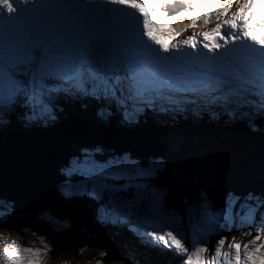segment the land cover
I'll return each mask as SVG.
<instances>
[{"label":"snow or ice","instance_id":"obj_1","mask_svg":"<svg viewBox=\"0 0 264 264\" xmlns=\"http://www.w3.org/2000/svg\"><path fill=\"white\" fill-rule=\"evenodd\" d=\"M209 24L210 31L174 43L160 38ZM60 94L123 109L130 125L138 122L140 105L153 109L165 101L173 106L168 110H180L191 97L229 105L233 97L250 104L247 97L258 95L264 122V0H0V128L15 117L55 120ZM180 144L176 136L170 151L178 152ZM182 176L164 154L141 160L84 150L59 169L57 191L88 195L97 202L99 223L174 249L180 264H192L193 257L199 264H264V223L241 233L255 232L244 244L227 243L221 234L241 215L264 212V153L259 187L243 192L221 194L210 179L191 196ZM173 194L180 209L169 204ZM13 208L14 202H5L0 214L11 215ZM185 220L182 236L177 228ZM197 228L219 236L210 260L204 259L209 242L202 235L196 246ZM105 248L101 256L111 255ZM49 251L46 243L43 249L12 244L0 247V260L43 264ZM120 258L139 264L135 249Z\"/></svg>","mask_w":264,"mask_h":264},{"label":"water","instance_id":"obj_2","mask_svg":"<svg viewBox=\"0 0 264 264\" xmlns=\"http://www.w3.org/2000/svg\"><path fill=\"white\" fill-rule=\"evenodd\" d=\"M89 126L61 117L42 130L9 128L0 131V199L14 202L11 214L43 211L68 220L71 231L96 226L91 220L92 203L84 198L76 202L57 191L58 168L74 154L87 150L98 157L128 154L147 160L154 155L169 156L183 173L182 179L191 196L197 188L214 179L221 194L229 189L245 191L259 187L264 132L253 133L243 127H145L136 131L107 130L99 124ZM181 138L180 149L170 145ZM169 204L180 209L175 194Z\"/></svg>","mask_w":264,"mask_h":264},{"label":"rangeland","instance_id":"obj_3","mask_svg":"<svg viewBox=\"0 0 264 264\" xmlns=\"http://www.w3.org/2000/svg\"><path fill=\"white\" fill-rule=\"evenodd\" d=\"M180 7V5L176 6L177 9ZM175 10L176 9H170V11L173 12ZM234 10L235 5L232 6L230 11ZM257 17L259 18V15H257ZM211 25L212 24H209L207 27H214ZM204 28L205 27L189 28L179 36L163 35L160 38L165 43H174L181 40L182 35L188 36L194 32L198 34L199 32L204 31ZM164 31H167V26H165ZM260 34L261 33H256L257 36ZM164 37L167 40L164 39ZM240 99L243 104H246L243 102V96H240ZM247 99L261 100L258 95L248 96ZM38 120L40 121L44 119L38 118ZM36 121L37 119L33 121V123H36ZM18 124L23 125V123ZM5 202L7 201L0 199V209H3ZM7 203L11 205L9 202ZM4 221H6V223H4ZM261 223H264V212L257 214L255 217L241 215L237 218L234 225L225 227L224 232L221 234H226L228 236L227 243L240 242L241 244H244L252 239L255 232L253 231L252 235L249 236L242 235L241 233L247 231L249 226H252L254 229ZM68 224V220L54 216L47 211H43L38 217L32 214L21 213H13L9 215L4 211L3 214H0V247L16 244L21 247L43 249L44 243H46L50 251L47 253L43 264H135L134 259H110L108 258L109 255L101 256V253L106 250L105 246L110 248V245L99 243L100 238L97 224L95 228L91 226H82L77 228V231L74 232L69 229ZM187 229L188 224L186 220L183 225L177 228L182 236L186 234ZM126 232L128 231L126 230ZM188 235L189 242H191L193 239L192 235L190 233H188ZM201 235L205 242H209V251L204 255V259L210 260L213 246L219 236L209 233H201L199 228H197V247L201 246L199 242V237ZM42 236L45 238L44 243H41L40 240V237ZM113 238L117 240V233H113ZM149 239L150 238H148L147 241H149ZM225 250H227V248H225ZM0 264H3L2 260H0ZM192 264H199L196 257H193Z\"/></svg>","mask_w":264,"mask_h":264},{"label":"trees","instance_id":"obj_4","mask_svg":"<svg viewBox=\"0 0 264 264\" xmlns=\"http://www.w3.org/2000/svg\"><path fill=\"white\" fill-rule=\"evenodd\" d=\"M60 100V105H63V101L58 98ZM216 103L215 105L216 108L218 109V107L221 105L217 102H214ZM67 106H72V108L69 110L70 111V114L71 115H77L78 117H84L85 119H89V116L88 115H91L93 116V112H88L87 109H84L83 107L81 106H85V102H81L80 100H68L67 101ZM92 105H94L96 108H101L103 107L98 101L96 102H93ZM68 108V107H67ZM95 109H93L92 111H94ZM110 113H111V118L110 119H113L112 122H115L113 125H116L117 124H120V123H123L121 120H124L121 112H124L122 109H116L115 107L113 106H109L108 109H107ZM216 113H212V114H205V113H202V111L200 109H191V110H187L183 115H180L178 116V118L176 119L175 117H173L171 114H165L163 111H158L157 112V115H161V116H166V117H169V118H172V119H175V120H180L182 122H186V123H191V122H194V123H201L202 122V119L205 118L207 120H209L211 122L210 119L212 120H215L216 118H221V121L222 122H225V123H228V122H232L234 120H239V121H242V122H250V120H252V118H248V119H244L243 118V115L241 114V112H236L235 115L232 114L231 116H228L227 111L225 110H216L215 111ZM253 116V115H252ZM104 116L102 115V118ZM102 118H99L101 121H102ZM254 118V117H253ZM106 119V117L104 118ZM103 119V120H104ZM135 119L137 120H141L143 119L144 122L146 121V117L143 118L142 116H136ZM14 119H12L10 121V123L14 122L13 121ZM255 121L253 122V124L255 125H258V126H262L264 125V122H261L259 120V117L254 119ZM110 122L109 120H104L102 122ZM8 122H6L5 124L7 125ZM124 125H128L127 122H125L124 120ZM246 124V123H244ZM98 210V209H97ZM97 210L94 211V215L95 217L97 216ZM97 230H98V233H99V243L101 244H107V245H110V248L112 250V254L109 255L108 258L110 259H116V258H120L122 255L125 254V249L122 247L121 244H115L113 242V239H112V233L113 232H119L121 233L122 235L124 236H131V233L128 231H124L122 230L120 227L118 226H113L111 224H102V223H97ZM145 252L146 255H148L147 257H149L151 260L150 262L152 264H180V256L178 254L175 253V251H172V252H163V251H159V252H153V251H147V250H143ZM145 262H143L144 264ZM145 264H149L148 262H146Z\"/></svg>","mask_w":264,"mask_h":264},{"label":"bare ground","instance_id":"obj_5","mask_svg":"<svg viewBox=\"0 0 264 264\" xmlns=\"http://www.w3.org/2000/svg\"><path fill=\"white\" fill-rule=\"evenodd\" d=\"M128 13H131L132 12V10H130V9H125ZM257 19H259L258 17H257ZM211 26H214L213 24L211 25ZM211 30V28H209V27H206V28H204V31H210ZM195 33V32H194ZM188 34V33H187ZM261 35V34H260ZM259 35V36H260ZM185 36V37H184ZM258 36V37H259ZM183 37L184 38H186L187 37V35H182V38L181 39H183ZM164 39H166L165 37H164ZM167 40V39H166ZM187 51H190V50H187Z\"/></svg>","mask_w":264,"mask_h":264}]
</instances>
